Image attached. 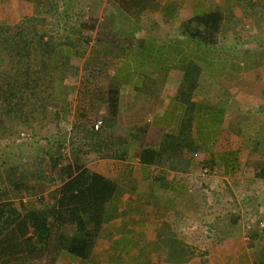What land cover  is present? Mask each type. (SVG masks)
<instances>
[{
	"label": "crops",
	"instance_id": "0c3cea01",
	"mask_svg": "<svg viewBox=\"0 0 264 264\" xmlns=\"http://www.w3.org/2000/svg\"><path fill=\"white\" fill-rule=\"evenodd\" d=\"M7 1L12 7L0 13V24L33 11L25 0H0ZM263 3L162 0L142 15L143 31L126 41L109 79L120 90L110 132L136 138L124 158L88 153V167L116 189L90 256L63 252L57 264H264V229L253 218L254 196L264 191L256 174L264 163ZM213 11L224 14L217 42L180 33L181 23ZM190 63L200 75L186 104L177 90ZM167 133L179 136L171 162L141 161V148L157 147ZM208 164L213 172L206 174ZM174 235L189 253L183 263L170 261Z\"/></svg>",
	"mask_w": 264,
	"mask_h": 264
},
{
	"label": "trees",
	"instance_id": "16d2710c",
	"mask_svg": "<svg viewBox=\"0 0 264 264\" xmlns=\"http://www.w3.org/2000/svg\"><path fill=\"white\" fill-rule=\"evenodd\" d=\"M25 1L35 7L37 4L47 6V10L51 9V4H55L51 0ZM110 1L128 13L135 22H140L142 15L157 10L162 0ZM43 15L33 6L32 13L26 15L24 19L0 24V29L37 34V22ZM223 15L221 11L194 15L181 23L179 31L204 44H212L218 40ZM43 21L47 20L43 18ZM64 51L66 52H57L50 41L45 40L35 53L20 51L11 53L12 58L9 59L0 82V111L4 118L10 117L21 121L39 120L45 117L50 105L62 106L56 89L60 84V77H57L60 74L59 62L62 57L69 54L68 50ZM13 73L18 78L12 80L10 76ZM199 75L200 67L190 63L180 81L178 99L186 104L192 103ZM119 93L117 85L108 84L100 100L92 98L89 107L80 108L83 111L78 112L76 125L82 123L84 126V143L65 164H60V157L57 154L50 155L53 169L59 171L58 185L48 189L41 186L34 191L38 197L29 195L27 200L20 197L18 192L20 189L16 190L18 184L23 181L21 177L15 178L13 191L0 187V264H14L16 260L20 261V264H57L63 252L82 259L90 256L104 219L106 205L116 189V182L88 167L87 155L95 151L100 157L124 158L126 155L124 146L136 138L135 134L125 136L110 132V128L117 123ZM101 101L102 108L105 105L102 116L106 121L104 120L105 125L102 122L96 129L95 122H89L91 117L89 115ZM66 108L69 110V107ZM61 110L63 113L66 112L64 107H61ZM60 118L61 116L57 114V119ZM178 140L177 135L164 134L157 147L141 148L139 151L141 161L160 166L168 165ZM189 141L184 144L185 152L190 149ZM204 168L213 172L209 164ZM256 174L264 178V163L258 165ZM47 200L48 204L43 203ZM34 202L40 206L32 207ZM168 245L173 247L170 261L179 260L183 263L188 260L189 253L184 246L185 243L176 235Z\"/></svg>",
	"mask_w": 264,
	"mask_h": 264
},
{
	"label": "rangeland",
	"instance_id": "374dc122",
	"mask_svg": "<svg viewBox=\"0 0 264 264\" xmlns=\"http://www.w3.org/2000/svg\"><path fill=\"white\" fill-rule=\"evenodd\" d=\"M51 1L55 4L50 5V10L41 4L33 5L44 14L37 22V34L0 29V82L14 51L35 53L45 40L59 53L69 51L59 62L60 74L57 75L60 84L56 90L62 106L52 104L43 119L30 121L4 118L0 111V187L13 191L15 178L21 177L23 181L16 190L20 189V197L26 200L29 195L36 197L34 191L41 186L48 189L59 184V171L53 169L50 155L57 154L60 164H65L84 143V126L76 125L78 112L89 107L92 98L100 100L108 88L111 72L125 53L126 41L131 37L137 39L144 28L140 23L147 20L144 16L140 22H135L110 0ZM11 7L9 1L0 2V13ZM24 17L26 15L21 19ZM10 78L18 77L13 73ZM97 106L88 114L89 122L102 120L105 125L102 116L105 105L102 108L101 101ZM61 107L66 112L63 113ZM254 197L259 208L253 218L262 219L264 191Z\"/></svg>",
	"mask_w": 264,
	"mask_h": 264
},
{
	"label": "built area",
	"instance_id": "2783aa9c",
	"mask_svg": "<svg viewBox=\"0 0 264 264\" xmlns=\"http://www.w3.org/2000/svg\"><path fill=\"white\" fill-rule=\"evenodd\" d=\"M101 125H102V121H101V120H98V121L95 122L94 127L97 129V128H99ZM203 172L207 174V173L210 172V170H209L208 168H204V169H203ZM255 220H256V222H257L258 227L264 229V218H262V219H255ZM254 222H255V221H254ZM256 222H255V223H256ZM250 227H251V222L247 225V228H250Z\"/></svg>",
	"mask_w": 264,
	"mask_h": 264
}]
</instances>
